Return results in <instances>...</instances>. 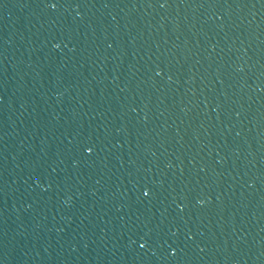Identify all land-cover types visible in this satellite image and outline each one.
<instances>
[{"label": "water", "instance_id": "1", "mask_svg": "<svg viewBox=\"0 0 264 264\" xmlns=\"http://www.w3.org/2000/svg\"><path fill=\"white\" fill-rule=\"evenodd\" d=\"M50 2L0 0V264H264V0Z\"/></svg>", "mask_w": 264, "mask_h": 264}, {"label": "snow or ice", "instance_id": "2", "mask_svg": "<svg viewBox=\"0 0 264 264\" xmlns=\"http://www.w3.org/2000/svg\"><path fill=\"white\" fill-rule=\"evenodd\" d=\"M49 6L52 8L56 7V3L55 0H51V2L49 3ZM56 47H59V44L56 45ZM89 151L91 152V149H89ZM145 195H147V193H145ZM145 245H141V247H144Z\"/></svg>", "mask_w": 264, "mask_h": 264}]
</instances>
